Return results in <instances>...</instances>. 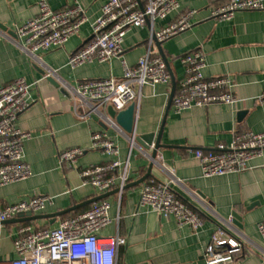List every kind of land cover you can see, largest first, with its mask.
<instances>
[{
  "label": "crops",
  "instance_id": "0c3cea01",
  "mask_svg": "<svg viewBox=\"0 0 264 264\" xmlns=\"http://www.w3.org/2000/svg\"><path fill=\"white\" fill-rule=\"evenodd\" d=\"M178 1L176 11L153 23L157 30L186 11L195 10L189 19V29L157 45L173 80L167 85L142 86L135 108L134 135L158 133L161 128L157 164L152 162V148L144 150L135 142L130 144L132 134L108 126L100 119L80 120L75 115L73 101L63 89L64 84L76 87L83 80L119 76L121 59L132 66L147 50L149 26L132 27L127 31L121 59L114 57L74 69L67 65L68 55L91 38L90 22L99 15L105 0H47L55 10L80 4L85 8L88 22L65 44L37 51L33 56L18 47L17 37L9 34L10 38H5L0 34V85L17 77L31 83L28 106L18 114L16 126L32 135L23 143L24 161L31 175L0 187V207L34 195H50L52 203L42 212L32 214H53L108 192L102 199L109 201L113 221L98 235L103 238L119 235L125 239L117 248L116 264H205L202 252L217 227H225L229 234L242 241L235 260L225 264H264V239L256 229V223L264 219V154L250 160L248 168L242 172L210 177L202 175L194 155L197 149L207 151L217 143H230L238 132L264 131V102H260L264 93V8L237 11L231 20L216 21L209 17V8L227 0ZM37 2L0 0V23L13 31L15 25L37 13ZM194 49H201L205 54L203 74L206 78L223 76L231 81L230 91L237 97L236 103L216 102L179 113L173 111L170 94L172 89L175 93L183 76L180 57ZM47 73L59 86L47 80ZM105 109L103 112L107 114ZM240 111L244 113L239 115ZM93 131H104L112 137L121 159L129 154V179L120 199L116 188L99 192L91 185H81L79 169L107 159L90 148ZM72 146L83 149L77 165H61L59 152ZM150 163L149 175L139 182ZM149 178L168 182L176 196L199 214L203 223L196 232L171 217L161 218L149 207L139 204L140 189ZM90 204L56 216L53 222H50L52 217L35 219L39 224L34 220L4 222L0 259L15 257L12 241L20 225L28 224L33 229L55 227L61 216L79 213ZM232 212L241 216V229L234 224L228 226ZM117 215L118 220H115Z\"/></svg>",
  "mask_w": 264,
  "mask_h": 264
},
{
  "label": "built area",
  "instance_id": "2783aa9c",
  "mask_svg": "<svg viewBox=\"0 0 264 264\" xmlns=\"http://www.w3.org/2000/svg\"><path fill=\"white\" fill-rule=\"evenodd\" d=\"M179 8L178 0H105L99 15L90 22L91 38L68 55L67 65L74 69L88 63H103L111 58L122 57V43L132 27L149 26L147 50L129 66L121 59V74L94 78L78 82L76 87L64 84L63 89L73 101L75 115L83 121L93 116L108 126L119 128L114 120L103 112L107 105L115 111L123 110L130 103L136 104L141 88L148 84H169L171 74L167 61L159 52L157 43L190 28V17L195 10H188L178 18L167 22L159 29L153 23L163 20ZM263 0H227L211 6L209 17L216 21L231 20L237 11L263 9ZM88 22L85 8L76 3L55 10L47 0H38L37 13L15 25L18 47L33 56L35 52L65 44L79 33ZM0 34L10 38L6 31ZM183 76L172 97L173 111L179 113L192 107H203L212 103L233 105L238 101L231 93V81L227 77L206 78L205 54L194 49L180 57ZM51 76L47 73L46 76ZM31 83L24 77L0 85V187L27 179L31 175L24 161L23 143L32 137L30 132L16 126L18 114L28 106ZM264 102V93L260 97ZM131 135L130 144L134 143ZM153 144L151 145V148ZM90 148L98 150L107 159L91 163L79 169L81 185H91L99 192L116 188L121 192L129 179V154L120 158L115 140L104 131H93ZM83 149L77 146L62 149L58 154L61 165L75 167ZM264 154V131L245 130L234 135L230 143H217L207 151L194 152L204 177L239 173L248 168L250 160ZM157 154L152 159L158 163ZM50 195H34L29 199L0 207L1 227L9 219L30 211L42 212L52 203ZM139 204L147 206L161 218H173L178 224L188 225L196 232L202 226V218L186 202L176 196L166 181L149 178L142 184ZM110 203L101 199L73 215L59 219L55 227L33 229L28 224L20 225L12 241L15 257L0 259V264H116L118 246L125 243L119 235L99 237L98 232L113 221L109 215ZM232 215L227 220L232 224ZM118 220V215L115 217ZM256 229L264 239V219L256 223ZM242 249V241L228 233L225 227H217L211 233L202 252L205 264H225L235 260Z\"/></svg>",
  "mask_w": 264,
  "mask_h": 264
},
{
  "label": "water",
  "instance_id": "95a60500",
  "mask_svg": "<svg viewBox=\"0 0 264 264\" xmlns=\"http://www.w3.org/2000/svg\"><path fill=\"white\" fill-rule=\"evenodd\" d=\"M0 29L2 31H6L8 34H10L11 36H13L14 38H16V34L15 32L8 30L6 26H4L2 23H0ZM160 43H157V45L159 46ZM168 67V65H167ZM168 71L170 72V70L168 69ZM171 74V73H170ZM47 80H49L52 84H54L55 86H59V84L54 80V78L52 76H46ZM171 79L172 75H171ZM173 91L174 89H172V92L170 94V101L173 97ZM106 113L107 115L115 121V123L117 124V126L126 134L128 135H134V121H135V103L132 102L130 103L126 108H124L123 110H119V111H115L111 105H107L106 106ZM244 112L240 111L239 115H242ZM92 118L97 119V117L93 116ZM160 132H161V128L158 131V133L155 132H147V133H143V134H139V135H134L133 139L134 142L139 145L141 148H143L144 150H149L151 148V145L153 144L152 147V153H151V158L153 159L156 155L157 149L159 147V136H160ZM152 168V163L149 164L148 166V170L145 176H143L139 182H143L144 179L149 175L150 170ZM108 195V192L101 194L98 197L86 200L84 202H81L79 204H76L74 206H72L71 208H68L67 210H63L60 212H56L53 214H38V215H33L30 211H27L25 213L19 214L18 217L11 219V220H7L8 221H14V222H19V221H28V220H35V219H40V218H46V217H52V219L50 220V222H53L55 220L56 216L62 215L65 212H69L71 210H74L78 207L87 205L89 203L95 202L97 199H102L105 196ZM233 219H232V224H234L235 226H237L239 229L242 228V223H241V216L237 213V212H232L231 213Z\"/></svg>",
  "mask_w": 264,
  "mask_h": 264
},
{
  "label": "trees",
  "instance_id": "16d2710c",
  "mask_svg": "<svg viewBox=\"0 0 264 264\" xmlns=\"http://www.w3.org/2000/svg\"><path fill=\"white\" fill-rule=\"evenodd\" d=\"M71 215H73V214H71ZM70 216V215H69ZM62 218H65V217H68V214H65V215H63V216H61Z\"/></svg>",
  "mask_w": 264,
  "mask_h": 264
},
{
  "label": "rangeland",
  "instance_id": "374dc122",
  "mask_svg": "<svg viewBox=\"0 0 264 264\" xmlns=\"http://www.w3.org/2000/svg\"><path fill=\"white\" fill-rule=\"evenodd\" d=\"M33 222H35V223L39 224V220H34Z\"/></svg>",
  "mask_w": 264,
  "mask_h": 264
}]
</instances>
